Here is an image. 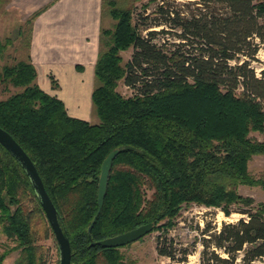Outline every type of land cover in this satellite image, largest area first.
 <instances>
[{
    "label": "trees",
    "instance_id": "trees-1",
    "mask_svg": "<svg viewBox=\"0 0 264 264\" xmlns=\"http://www.w3.org/2000/svg\"><path fill=\"white\" fill-rule=\"evenodd\" d=\"M120 1L102 0L115 22L102 28L95 65L99 121L70 114L62 98L41 87L26 59L0 70V83L22 88L0 97V126L35 162L70 237L72 264H129L122 246L92 243L148 222L154 230L169 225L191 202L243 215L219 229L203 228V264H256L264 259V209L239 186H264L249 171L250 159L264 153V139L251 135L264 133V69L258 75L250 59L233 60L255 58L264 42V0H187L188 10L163 0L151 21L147 12L156 0L142 3L137 15L135 5ZM130 47L132 57L123 63L121 51ZM121 79L134 94L117 90ZM114 149L120 151L90 231L102 164ZM38 212L44 209L28 173L0 142V223L17 242L11 248L20 250L17 264H47L33 228ZM158 251L177 261L188 255L177 257L166 232Z\"/></svg>",
    "mask_w": 264,
    "mask_h": 264
},
{
    "label": "rangeland",
    "instance_id": "rangeland-1",
    "mask_svg": "<svg viewBox=\"0 0 264 264\" xmlns=\"http://www.w3.org/2000/svg\"><path fill=\"white\" fill-rule=\"evenodd\" d=\"M21 1H26L25 9L17 6L7 12L12 23H10L7 32L3 29L0 30V70L6 64L10 65L17 63L19 60H26L30 23L42 8L41 4L43 0H0V17L6 9L5 6L8 2L22 3ZM149 1L150 0H121L120 3L124 6L135 5V14L137 15L143 8L142 3ZM175 1L177 6L188 10L186 2L189 1ZM160 3H163V0L151 2L147 12V14L150 15L148 21H151V19L155 17H159V15L153 11L157 4ZM194 7H197V3H192L190 5V8L193 9ZM19 8L22 11L24 9V11L22 12ZM25 14H27V16ZM23 15H25L24 18L28 17V19L23 23L25 30L24 33L19 35L17 34L18 26L16 27V23L22 21L21 18ZM114 22L115 20L105 9L103 12L102 28H113ZM14 25L15 28H13ZM162 27V25L156 26V30H159ZM169 38L167 46L173 47V42L176 40L175 36L170 34ZM255 40V42H257L259 39ZM156 41L159 43L163 42V34H159ZM250 49L251 47L248 48V50ZM133 51V47L121 51L123 63H126L132 57ZM243 59H250L251 66L255 69L258 75H261L262 70L264 69V42L260 43L255 58L238 55V59L233 60V63ZM21 89V87H16L11 83H0V97L6 98L10 94ZM117 90L124 96H130L135 92V89L129 87L123 79L119 81ZM89 119L93 122L99 121V117L95 112L90 115ZM251 135L261 140L264 139V133L260 131H254ZM249 171L256 180L264 181V153L256 154L250 159ZM239 191L245 196L252 197L255 200L257 207L264 209V186L262 183L241 184L239 186ZM149 194H151V191ZM23 204L29 208L34 207V203L27 197L23 199ZM12 208L14 209L15 205H13ZM241 216L243 215L239 212H234L231 216H227L220 208L207 207L194 202L184 203L180 215L175 218L171 224L164 225L163 227L149 232L141 239L120 247V250L129 264H203V238L205 236L208 237V235L203 234V228L210 224L211 227L215 226V229H219L222 226L223 221H235ZM33 228L37 233L36 243L43 247L47 264H60L58 242L44 212H38L34 215ZM164 232L167 233V236L173 238L177 257L184 256V251H187L188 255L185 261H177L167 255L159 253L158 238L164 236ZM15 245H17V242L8 237L4 231L3 225L0 223V254L5 251H10L0 264H17L16 260L19 256L20 250L15 248L11 249ZM222 255L226 254L223 253ZM238 261V264H242L241 259ZM256 264H264V259L258 260Z\"/></svg>",
    "mask_w": 264,
    "mask_h": 264
},
{
    "label": "crops",
    "instance_id": "crops-1",
    "mask_svg": "<svg viewBox=\"0 0 264 264\" xmlns=\"http://www.w3.org/2000/svg\"><path fill=\"white\" fill-rule=\"evenodd\" d=\"M21 2L6 4L0 30L7 32L12 23L7 12L17 6L25 9L26 1ZM41 7L30 23L26 59L35 64L42 88L62 98L70 114L89 119L94 113L92 93L100 54L102 0H43ZM25 15L21 22H15L19 35L25 31ZM52 78L58 81L57 87Z\"/></svg>",
    "mask_w": 264,
    "mask_h": 264
},
{
    "label": "water",
    "instance_id": "water-1",
    "mask_svg": "<svg viewBox=\"0 0 264 264\" xmlns=\"http://www.w3.org/2000/svg\"><path fill=\"white\" fill-rule=\"evenodd\" d=\"M0 142L16 157V159L22 164L23 168L28 173L38 199L44 209V212L52 226L55 237L58 242L60 251V264H72V245L70 237L66 228L64 227L59 211L54 204L50 194L47 191L44 180L31 156L23 148V146L18 142V140L6 129L0 126ZM119 149L112 150L108 156L105 158L102 164V171L99 182L98 190V212L91 223L89 230L91 231L98 215L100 214L105 196L107 193L108 182L110 171L113 162L117 155L119 154ZM154 222H148L132 228L128 231L122 232L120 234L110 236L99 241H95L92 245L100 244L104 247H120L130 244L136 240L141 239L146 234L154 230Z\"/></svg>",
    "mask_w": 264,
    "mask_h": 264
}]
</instances>
